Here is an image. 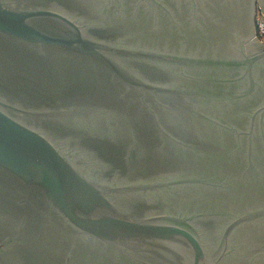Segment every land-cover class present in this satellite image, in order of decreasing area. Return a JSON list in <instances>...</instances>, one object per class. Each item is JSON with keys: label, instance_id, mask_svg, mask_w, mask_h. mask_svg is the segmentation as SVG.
I'll use <instances>...</instances> for the list:
<instances>
[{"label": "water", "instance_id": "1", "mask_svg": "<svg viewBox=\"0 0 264 264\" xmlns=\"http://www.w3.org/2000/svg\"><path fill=\"white\" fill-rule=\"evenodd\" d=\"M264 0H0V264H264Z\"/></svg>", "mask_w": 264, "mask_h": 264}, {"label": "built area", "instance_id": "2", "mask_svg": "<svg viewBox=\"0 0 264 264\" xmlns=\"http://www.w3.org/2000/svg\"><path fill=\"white\" fill-rule=\"evenodd\" d=\"M255 34L259 39H264V16L262 11L259 14L256 13Z\"/></svg>", "mask_w": 264, "mask_h": 264}, {"label": "rangeland", "instance_id": "3", "mask_svg": "<svg viewBox=\"0 0 264 264\" xmlns=\"http://www.w3.org/2000/svg\"><path fill=\"white\" fill-rule=\"evenodd\" d=\"M256 9H257V14L261 13L262 9H261V2L258 1L256 2ZM259 39V38H258ZM260 40V39H259ZM263 40V39H262ZM261 40V41H262ZM264 43V42H263Z\"/></svg>", "mask_w": 264, "mask_h": 264}, {"label": "trees", "instance_id": "4", "mask_svg": "<svg viewBox=\"0 0 264 264\" xmlns=\"http://www.w3.org/2000/svg\"><path fill=\"white\" fill-rule=\"evenodd\" d=\"M260 40H262V39H260Z\"/></svg>", "mask_w": 264, "mask_h": 264}]
</instances>
